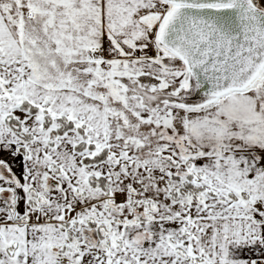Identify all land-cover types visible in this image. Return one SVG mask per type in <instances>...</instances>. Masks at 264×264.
I'll list each match as a JSON object with an SVG mask.
<instances>
[{"label":"snow or ice","instance_id":"1","mask_svg":"<svg viewBox=\"0 0 264 264\" xmlns=\"http://www.w3.org/2000/svg\"><path fill=\"white\" fill-rule=\"evenodd\" d=\"M0 264H264V0H0Z\"/></svg>","mask_w":264,"mask_h":264}]
</instances>
